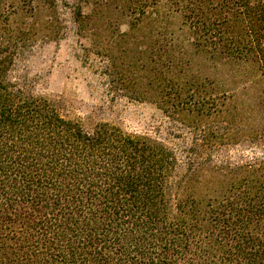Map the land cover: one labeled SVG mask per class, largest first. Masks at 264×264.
<instances>
[{
	"label": "trees",
	"instance_id": "16d2710c",
	"mask_svg": "<svg viewBox=\"0 0 264 264\" xmlns=\"http://www.w3.org/2000/svg\"><path fill=\"white\" fill-rule=\"evenodd\" d=\"M164 1L192 26L212 63L230 67L245 83L218 92L210 76L191 81V91L157 94L159 105L170 115L199 111L202 118L204 112L230 116L249 103L264 121V0ZM29 5L33 42L54 38L55 0ZM141 5L143 13L148 0ZM75 16L81 26L91 21L81 9ZM3 65L0 264H264V159L224 170L209 158L213 175L227 186L199 199L178 195L171 149L107 124L85 132L51 101L9 79ZM197 128L202 147L213 131ZM252 134L264 147V122Z\"/></svg>",
	"mask_w": 264,
	"mask_h": 264
},
{
	"label": "rangeland",
	"instance_id": "374dc122",
	"mask_svg": "<svg viewBox=\"0 0 264 264\" xmlns=\"http://www.w3.org/2000/svg\"><path fill=\"white\" fill-rule=\"evenodd\" d=\"M142 1L101 0L95 5L55 0L56 36L34 43L29 0H0V61L9 79L51 101L62 118L78 123L85 132L107 124L171 149L178 159L173 190L203 198L228 184L227 179L218 182L209 158L224 170L229 164L264 159L263 143L251 137L264 121L249 103L231 110L230 116L204 112L200 118L199 111L167 114L157 94L191 91L195 89L191 81L204 82L210 76L217 81L216 91H231L242 87L245 79L218 60L212 63L196 40L198 34L169 2L148 0L142 13ZM80 9L91 15L86 26L76 22ZM45 20V15L39 19ZM163 78L172 81L166 84ZM197 125L210 127L214 135L202 147Z\"/></svg>",
	"mask_w": 264,
	"mask_h": 264
}]
</instances>
